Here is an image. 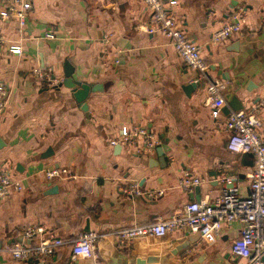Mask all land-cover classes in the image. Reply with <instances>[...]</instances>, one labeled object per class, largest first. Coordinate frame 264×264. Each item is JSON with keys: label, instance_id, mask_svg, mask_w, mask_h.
<instances>
[{"label": "crops", "instance_id": "0c3cea01", "mask_svg": "<svg viewBox=\"0 0 264 264\" xmlns=\"http://www.w3.org/2000/svg\"><path fill=\"white\" fill-rule=\"evenodd\" d=\"M27 1L22 29L14 19L0 18V84L7 90L0 110V169L21 185L0 197V243L25 241L30 227L42 229L33 243L71 240L87 231L103 235L92 258L71 259L64 244L44 260L15 261L0 252V264H246L229 250L237 222L223 223L211 245L178 230L124 243L106 233L169 217L194 200L195 190L199 199L219 196L220 175L233 178L239 195L247 194L253 157L225 148L223 107L235 97L240 109L252 110L264 139V0L164 4L199 47L207 77L225 85V104L215 118L204 81H195L197 73L183 65L168 38L145 31L150 15L141 0ZM5 2L0 0V9ZM239 8V34L213 43L212 33ZM47 32L53 37H44ZM10 45L20 53L9 52ZM64 60L74 79L95 87L84 110L70 88L58 86ZM33 68L49 71L52 82L37 79ZM122 126L144 127L159 145L135 153L119 142ZM51 168H65L71 176L46 179L43 171ZM182 171L207 181L182 188ZM130 184L140 194L122 191Z\"/></svg>", "mask_w": 264, "mask_h": 264}, {"label": "built area", "instance_id": "2783aa9c", "mask_svg": "<svg viewBox=\"0 0 264 264\" xmlns=\"http://www.w3.org/2000/svg\"><path fill=\"white\" fill-rule=\"evenodd\" d=\"M149 11V22L145 27L147 33L159 32L168 38L177 57L183 65L197 73L195 81L203 80L210 115L215 118L219 107L225 104L223 82L210 80L207 77V64L200 56L199 47L190 41L184 32L176 25L174 14L164 6L175 4V0H141ZM30 9L27 0H6L0 9L1 19H14L19 29L25 25ZM243 10L237 9L229 13L228 19L211 35V41L218 43L231 36L239 34L244 22ZM44 37L52 38V33H45ZM11 53H20L18 45L7 47ZM117 62V59L114 60ZM33 75L46 83H51V74L39 68L32 69ZM7 96L6 88L0 84V110L4 107ZM260 122L252 110L229 111L223 121V131L227 134L225 148L234 153H248L253 157V166L247 173L248 192L245 196L238 193L233 178L220 175L217 181L222 185L221 194L212 199L203 197L190 200L182 205L179 211L166 218H157L144 224H132L106 233L113 236L119 243H124L135 237H161L168 232L178 230L197 233L207 244H214L219 229L223 223L237 222L238 235L229 243V250L235 257L245 259L246 264H264V139L258 132ZM119 142L129 145L134 152L141 154L151 151L159 140L142 126H122L119 132ZM117 143L110 139L109 144ZM46 179L67 178L70 173L65 168H51L43 171ZM207 178L191 175L182 171L179 186L190 188L206 182ZM21 185L11 180L7 173L0 169V197L9 190L19 191ZM124 193L140 194L135 184L122 188ZM145 195H147L145 193ZM41 227H30L23 233L22 240L12 243H0V252L9 255L12 260L25 261L28 259L44 260L54 254L64 244L70 246V258L94 257V242L103 234L87 231L71 240L61 238H47L35 243L29 242Z\"/></svg>", "mask_w": 264, "mask_h": 264}, {"label": "water", "instance_id": "95a60500", "mask_svg": "<svg viewBox=\"0 0 264 264\" xmlns=\"http://www.w3.org/2000/svg\"><path fill=\"white\" fill-rule=\"evenodd\" d=\"M72 67L69 66V63L64 60L63 61V71H62V79L61 82L58 83V86L63 85L65 87L70 88V91L73 93L74 99L80 103L81 109H86V105L83 103L84 99L86 98L87 94L91 91L95 90V87H89L88 85L81 83L80 81L74 79L72 77ZM198 84V82H194L192 85H186L185 89H189V87H194ZM241 108V104L238 102V100L235 97H231L227 103V106H224L223 109L226 112V114L229 112V110H238ZM157 153L160 152V149L157 148ZM197 189V188H196ZM193 199L197 201L199 199L197 191L195 190L193 192ZM193 237H198L197 233H192ZM21 241L18 239V242Z\"/></svg>", "mask_w": 264, "mask_h": 264}]
</instances>
